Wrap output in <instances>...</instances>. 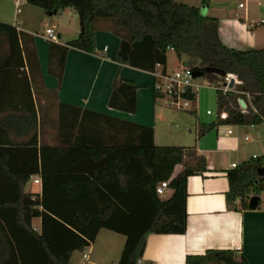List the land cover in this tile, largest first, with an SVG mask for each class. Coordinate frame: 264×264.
Listing matches in <instances>:
<instances>
[{
	"label": "trees",
	"instance_id": "16d2710c",
	"mask_svg": "<svg viewBox=\"0 0 264 264\" xmlns=\"http://www.w3.org/2000/svg\"><path fill=\"white\" fill-rule=\"evenodd\" d=\"M25 1L47 16L67 9L77 16L75 40L65 45L48 43L47 74L57 79L58 86L69 50L94 54L97 24L106 22L115 37L131 45L126 62L116 58L120 64L151 74L157 67L165 72L167 53L172 51L178 59H196L204 68L237 77L240 84L232 91H216L218 113L225 111L227 120L198 124L197 139L222 125L256 126L264 122V47L245 51L227 48L218 37L217 20L202 15L199 8L177 0ZM26 36L14 26L0 23V52L5 55L0 58V103L6 101L7 93L10 99L17 95L27 112L26 116L10 115L2 120L0 132H33L23 143L8 137L0 141V175L14 189L12 198L0 201V264H68L72 253L91 247L100 230L125 238L116 264H138L147 235L185 234L187 180L203 176L207 161L197 154L195 146H156L150 127L56 103L57 91L44 87L35 48L32 41L28 45ZM22 55L28 77H18ZM204 68L191 70L203 72ZM13 80L14 87L7 85ZM137 89L117 75L108 107L134 114ZM153 96L155 100L167 97L155 90ZM182 97L196 105L195 92L187 90ZM240 99L246 105L245 112L240 109ZM27 101L30 106H26ZM6 109L0 108V112ZM53 109L60 148L39 142L36 133L38 116L42 127V116ZM190 113L195 115V109ZM177 166L182 169L174 175ZM263 167L264 156L226 173L229 211L250 210V195L264 192V178L257 174ZM35 176L40 178L41 193H25V186ZM163 181H169L172 192L166 200L156 194ZM37 218L39 230L32 226ZM185 264L250 263L233 250H207L202 255H187Z\"/></svg>",
	"mask_w": 264,
	"mask_h": 264
},
{
	"label": "crops",
	"instance_id": "0c3cea01",
	"mask_svg": "<svg viewBox=\"0 0 264 264\" xmlns=\"http://www.w3.org/2000/svg\"><path fill=\"white\" fill-rule=\"evenodd\" d=\"M177 1L197 7L202 15L215 18L218 22V37L227 48L245 51L264 47L262 0H208L207 5L203 4V0ZM239 4L243 7L239 8ZM34 8L37 7L28 5L25 0H0V23L14 26L17 32L26 34L24 39L28 45L32 41L41 81L46 89L57 91L56 103L150 127L153 129L156 146H195L197 154L204 156L207 161V172L203 176H193L187 180L185 234L147 235L143 255L138 264H185L187 255H202L207 250H233L238 256H244L250 264H264V192L259 194V203L255 210L229 211L225 199L229 189L226 173L234 169L232 165L238 166L250 159L264 156V122L256 126H230L231 134L229 135L226 133L227 129L217 128L201 139L196 138L199 123L196 125L194 135L190 131L187 135L183 133L175 135L169 131L162 133L157 117L160 109L153 96L152 74L116 61L119 46L110 52L104 40L107 38L114 41L113 39L116 38L119 41L120 39L111 33L109 24L106 22L97 24L94 54H86L75 49L69 50L63 77L58 86L57 79L47 74L49 42H40L42 38L38 36L34 27V24L38 22L43 23L41 18L47 19L50 16L44 12L41 14ZM65 11L74 13L76 16L71 9ZM61 14L58 15L59 18ZM249 24H253V27H249ZM54 33L59 38L60 45L67 43L64 30L54 31ZM4 56V53L0 52V58ZM22 62L23 67H19L17 71L18 77L24 74L28 77L27 62L23 55ZM165 70L168 72V60ZM117 75L138 87L134 114L120 113L108 107L112 83ZM37 82L38 85L39 82ZM7 85L14 87V80ZM145 87L149 89L144 90ZM10 96L7 93L6 101L0 103V108H7L0 112V122L10 115L15 117L27 115L23 107L24 101L17 95L13 99H10ZM33 97L36 102L34 94ZM40 99L44 104L45 99L43 97ZM34 105L37 108V102ZM26 106H30L29 101L26 102ZM55 110L53 109L48 115L44 113L42 127L38 114L36 133L39 142L60 148ZM4 131L0 132V141H5L8 137L14 143H23L33 135V132L24 135L18 129H4ZM181 169V166H177L174 175H177ZM30 180L24 192L40 194V178L35 176ZM35 180L38 182L35 183ZM171 194L172 192L168 191L161 199L166 200ZM13 195L12 185L0 175V201L12 198ZM32 226L35 230H39L40 219H34ZM103 231L111 232L99 231L94 243L87 250L84 264H102L101 262L108 257L118 261L125 238L124 242L120 243L113 236L102 234Z\"/></svg>",
	"mask_w": 264,
	"mask_h": 264
},
{
	"label": "rangeland",
	"instance_id": "374dc122",
	"mask_svg": "<svg viewBox=\"0 0 264 264\" xmlns=\"http://www.w3.org/2000/svg\"><path fill=\"white\" fill-rule=\"evenodd\" d=\"M38 12L43 14L41 9H35ZM61 14V13H60ZM61 18L58 15L52 16L50 18L43 19V23L38 22L34 24L35 31L37 32L38 36L45 31V29H51L53 31H63L66 32V40L72 41L75 40L78 36V21L74 13L69 11H65L61 14ZM110 26V25H109ZM42 40H39L42 43H46L45 38L41 37ZM114 38V37H113ZM111 41L109 39H105V43L107 47L110 48V52L112 49H117L120 40L113 39ZM110 55V54H108ZM168 60V72L173 73L179 71L183 67L188 68H204L200 62L196 59H190L187 57H183L178 59L173 52H168L167 54ZM213 77H209V75H203L198 80L194 82V91L196 93V105L190 103L188 107L180 108L177 105H173L170 103L167 97L160 98L157 100V105L159 107L158 112V119H159V126L160 131L165 134L166 131L171 132L172 134H188L190 131L192 135L195 133L196 125L199 124H210L217 120L218 110L216 104V89L214 86H218L221 82L220 76L212 75ZM148 78V77H146ZM149 89L145 87L144 90ZM195 109V115H192L190 112ZM211 112V115H207V112ZM50 113V111H49ZM223 129H230L231 127H222ZM31 181V180H30ZM29 183V182H28ZM28 185V184H27ZM250 197L252 198L253 195L251 194ZM102 234H109L113 236L115 240H119L120 243L124 242V237L115 233L103 231ZM103 236V235H102ZM102 238V237H100ZM101 240V239H99ZM115 245V243H114ZM121 245V244H120ZM87 250L84 252H74L71 255L68 264H84L83 254H86ZM102 264H116V260L112 257L106 258L105 261L101 262Z\"/></svg>",
	"mask_w": 264,
	"mask_h": 264
},
{
	"label": "built area",
	"instance_id": "2783aa9c",
	"mask_svg": "<svg viewBox=\"0 0 264 264\" xmlns=\"http://www.w3.org/2000/svg\"><path fill=\"white\" fill-rule=\"evenodd\" d=\"M264 4V0L261 2ZM243 5L239 4V8H242ZM249 27H253V24H249ZM41 37H44L46 41L48 42H54L59 43L58 38L55 36V33L51 29H45L43 34H41ZM106 50V48H105ZM157 71V69H159ZM156 71L152 73L153 76V89L165 96L169 99L170 103L173 105H177L180 108L188 107L190 102L188 100H184L182 95L185 94L187 90H190L192 93L194 91V82L195 80H198L199 78H194V72L191 70V68L183 67L179 71L168 73V72H162L161 67H157ZM221 82L218 86H214L216 91L221 92L222 94H226L227 92H230L240 84L237 77L234 75L226 74L224 77H220ZM232 84V87H230ZM239 101L243 100H238ZM244 103V102H243ZM240 109L242 112H245L246 105L244 103V107H242L239 103ZM207 115H211V112H207ZM228 116L225 111H221L218 113L217 120L220 122H225L227 120ZM222 127H229L222 125L219 128ZM226 133L229 135L231 134L230 129H227ZM233 168H235V165H232ZM35 183L38 182V180L34 181ZM169 181H163L160 182L156 187V194L160 198L164 197L166 195V192L170 191L168 188ZM87 258L86 254H83V259L85 260Z\"/></svg>",
	"mask_w": 264,
	"mask_h": 264
},
{
	"label": "water",
	"instance_id": "95a60500",
	"mask_svg": "<svg viewBox=\"0 0 264 264\" xmlns=\"http://www.w3.org/2000/svg\"><path fill=\"white\" fill-rule=\"evenodd\" d=\"M56 15V12H53V13H50L48 14V16H55ZM131 52V45L124 41V40H121L120 41V44H119V50H118V54H117V57L123 61V62H126L127 59H128V55L130 54ZM203 75H217V76H220V77H224L226 74L225 72L221 71V70H218V69H215V68H204L203 69V72H199V71H196L194 72V78L197 79V78H201ZM232 87V84L231 86ZM240 105L242 107H244V103L242 101H239ZM258 176L259 177H262L264 178V167L259 169L258 172H257ZM258 203H259V197L258 196H253L250 201H249V209L250 210H255L258 206ZM140 250V246L138 247L137 249V252L138 253Z\"/></svg>",
	"mask_w": 264,
	"mask_h": 264
}]
</instances>
